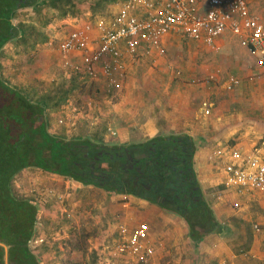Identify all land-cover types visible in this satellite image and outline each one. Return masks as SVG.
I'll return each mask as SVG.
<instances>
[{
    "label": "crops",
    "instance_id": "crops-1",
    "mask_svg": "<svg viewBox=\"0 0 264 264\" xmlns=\"http://www.w3.org/2000/svg\"><path fill=\"white\" fill-rule=\"evenodd\" d=\"M90 1L78 5L81 11L76 16L55 18L45 28L49 40L37 43L33 50L19 53L12 43H7L1 58L4 78L9 83L20 80L22 72L16 62L24 55L32 58L27 61L30 74L37 68L39 73L50 71L53 49H57L58 64L66 70L58 45L71 31L88 26L96 39L92 47H97L100 36L97 24L101 20L110 21L128 0L109 4L97 15L90 10ZM261 17L264 20V12ZM16 20L18 23L19 19ZM66 26L69 31L63 30ZM62 33L61 39L55 40ZM55 42L59 43L52 49ZM218 44L219 51L203 42L172 34L165 38V54L154 51L133 60L125 58V76L120 79L116 70L118 83L112 85L116 94L92 97L88 103L92 106L91 113H98L103 127L96 126L94 118L80 132L90 137L93 133L102 135L100 130L107 129L105 140L119 143L141 142L161 133L192 135L198 142L195 168L199 181L224 226L221 233L211 234L196 245L194 255L201 261L204 259L205 264L221 261L264 264V192L254 189L239 192L229 187L224 171V165L233 160L234 151L246 156L260 154L264 158V64L231 31L221 36ZM81 59L80 52L73 54V62L80 63ZM99 71L98 79H88L104 89L110 81L103 74V65ZM28 83L25 86L29 89L35 87L33 82ZM72 111L82 112L78 106ZM55 114H50V125ZM14 190L38 207L31 247H38L34 252L41 264L66 260L68 243H92L86 264H112L115 260L117 264H125L122 258L112 255L118 244V227L125 224L132 229L142 222L147 223L155 248L152 264H189L190 256L181 252L192 243L187 224L179 215L143 199L85 186L33 168L15 177ZM82 232L86 234L78 239L77 233ZM201 261L198 264H203Z\"/></svg>",
    "mask_w": 264,
    "mask_h": 264
},
{
    "label": "trees",
    "instance_id": "trees-1",
    "mask_svg": "<svg viewBox=\"0 0 264 264\" xmlns=\"http://www.w3.org/2000/svg\"><path fill=\"white\" fill-rule=\"evenodd\" d=\"M85 1L0 0V242L8 247L9 264H41L30 246L38 207L14 190L15 177L27 168L134 196L175 213L187 224L194 246L224 229L199 181L198 142L192 135L161 133L131 143L106 141L107 129L90 137L83 132L59 136L49 130L50 114L69 103L80 80L54 81L42 91L15 87L4 78L1 58L7 43L19 53L33 50L49 40L45 28L55 18L76 16ZM119 1L91 0L89 7L97 15ZM5 254L0 245V264H6Z\"/></svg>",
    "mask_w": 264,
    "mask_h": 264
},
{
    "label": "built area",
    "instance_id": "built-area-1",
    "mask_svg": "<svg viewBox=\"0 0 264 264\" xmlns=\"http://www.w3.org/2000/svg\"><path fill=\"white\" fill-rule=\"evenodd\" d=\"M96 28L100 32L97 47H92L96 39L86 26L71 31L58 49L66 70L95 80L99 78V66L103 65V74L111 86L118 83L116 70L119 78H124L125 58L133 60L154 51L165 54V38L172 34L203 42L219 51L218 39L231 31L264 64V20L252 9L249 0H128L110 21L101 20ZM75 52L82 54L80 63L72 60ZM231 156L233 160L224 165L226 184L239 192L247 189L264 192V158L236 151ZM118 235L112 253L116 259L122 258L125 264H152L155 248L147 223H139L132 229L120 224Z\"/></svg>",
    "mask_w": 264,
    "mask_h": 264
},
{
    "label": "rangeland",
    "instance_id": "rangeland-1",
    "mask_svg": "<svg viewBox=\"0 0 264 264\" xmlns=\"http://www.w3.org/2000/svg\"><path fill=\"white\" fill-rule=\"evenodd\" d=\"M42 4H44V3H42ZM251 5L253 6V9L260 16H262V13L264 12V0H262L260 3L258 1L252 2V0H251ZM87 17H90V16H87ZM15 23H17L16 19H15ZM56 28L57 27L53 28V30L55 32H56ZM64 28L65 29H63V30H68V31L70 30L68 28V26H66ZM57 36H58V38H55V40H59V38L61 39V37L63 36V33L60 35H57ZM58 43L55 42L53 44V46H51V48L52 47L56 48ZM56 50L53 49V51H54V62L51 66L52 69H50V71L48 70L46 73L45 72L39 73L38 68H37L35 73L30 74V72H28L30 63H28L27 61L29 58L32 59L31 56L24 55L23 57H19L18 61L16 63L18 65V70L20 72H22V75H21L19 81L16 80V81H14L15 83H13V81H12V83L10 82V84H12L13 86L18 87V88H25L26 82H30L28 84H31L33 82L32 84L35 85L36 88H38L42 91H46L47 89H49L51 87V85L54 81L71 80L72 78L77 77L80 80L81 85L79 86L78 90L73 94L72 98L70 99L72 101L71 102L72 104L70 106H68L67 109H64V111L55 112L56 114L53 115L52 123H51L50 128H49L50 132L53 134H56L59 136L65 134V135H67L68 138H72V137L78 135L80 133V131L83 130L82 128H88L87 125L89 124V122L90 123L93 122L94 118H95L96 124H102L101 123L102 121L100 120L101 118L100 119H99V117L97 118L98 113H91V111L89 110V107H92V106L88 105V103L91 101L92 97H95V98L96 97H99V98L102 97L103 98V96H106V95L112 96L115 92H114V88H112V86H110V85H108V86L106 85V86H104V89H102V88H100L98 83H93V82L89 81V79L85 78L82 74L76 75V74H72L68 70L62 69L60 67V65L58 64V61L56 60L57 59V56H56L57 51ZM34 62H35V60L32 61L31 63H34ZM35 74H38V76ZM28 84H26V85H28ZM18 85H21V87H19ZM25 89H29V88L26 87ZM108 89H111L113 91V93H110ZM102 91H104V92H102ZM98 93H99V95H98ZM94 94H96V95H94ZM102 94H104V95H102ZM74 106L80 107L82 112L72 111ZM79 113H82V114L79 115ZM84 234H86V232L77 233V238L78 239L82 238ZM30 246H31V244H30ZM91 247H92V243H68V245H67L68 254H67V252L64 253L65 256L67 255L66 258H64L66 260H63L61 262H57L56 264H86L87 260H88V254L91 251L90 250ZM189 247H190V249H188ZM37 248H35V249L32 248V250L36 251V250H38ZM185 248H186V250H185ZM185 248H183V249L185 251H187V250L188 251L183 252L184 251L183 250L181 252L185 253V255L190 256L189 264H198V262L201 261V258L199 260L194 255V252H195L194 249H196L195 246L192 245V243H191V244H189V246H188V244L185 245ZM167 250L170 251V249H167ZM201 263L205 264L206 262L203 259L201 261ZM163 264H173V262H171V263L165 262Z\"/></svg>",
    "mask_w": 264,
    "mask_h": 264
},
{
    "label": "water",
    "instance_id": "water-1",
    "mask_svg": "<svg viewBox=\"0 0 264 264\" xmlns=\"http://www.w3.org/2000/svg\"><path fill=\"white\" fill-rule=\"evenodd\" d=\"M0 245H2L6 250L5 261H6V264H9V262H8V247L1 242H0Z\"/></svg>",
    "mask_w": 264,
    "mask_h": 264
},
{
    "label": "flooded vegetation",
    "instance_id": "flooded-vegetation-1",
    "mask_svg": "<svg viewBox=\"0 0 264 264\" xmlns=\"http://www.w3.org/2000/svg\"><path fill=\"white\" fill-rule=\"evenodd\" d=\"M6 255V254H5Z\"/></svg>",
    "mask_w": 264,
    "mask_h": 264
}]
</instances>
